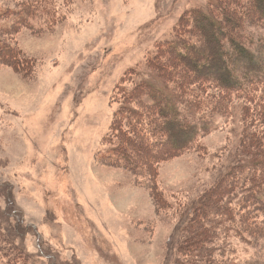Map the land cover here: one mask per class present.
<instances>
[{"label":"rangeland","instance_id":"374dc122","mask_svg":"<svg viewBox=\"0 0 264 264\" xmlns=\"http://www.w3.org/2000/svg\"><path fill=\"white\" fill-rule=\"evenodd\" d=\"M30 1L0 0V7L23 10ZM212 1L48 0L50 17L40 16L48 22L0 23V248L7 254L22 255L15 245L29 264H206L179 227L190 207L235 177L244 104L219 115L220 128L181 156L158 155L135 134H121L142 158L141 173L105 155L128 125L121 85L175 38L184 17ZM241 3L242 13L238 5L230 11L245 16L251 4ZM256 15L237 34L260 46L264 21ZM11 48L22 56L14 60ZM9 198L33 231L12 236L20 220L7 215ZM260 236L220 235V264L264 263V229Z\"/></svg>","mask_w":264,"mask_h":264},{"label":"trees","instance_id":"16d2710c","mask_svg":"<svg viewBox=\"0 0 264 264\" xmlns=\"http://www.w3.org/2000/svg\"><path fill=\"white\" fill-rule=\"evenodd\" d=\"M47 1L22 3L23 10L0 7V23L15 28L35 18L48 22L40 17L47 13L50 17L45 8ZM241 1L213 0L208 10H196L184 17L175 38L160 45L145 70L133 71L117 94L123 104H128L121 115L128 125L116 132L115 138L135 134V139L150 145L151 152L159 149L158 155L168 152L181 156L194 152L203 138L220 128L219 115L227 118L238 101L244 104L243 113L240 112L245 122L241 159L232 168L235 177L229 183L218 184L220 189L212 197L190 207L179 227V235L186 236L194 252H202L206 264L221 263L222 249L217 242L220 235L231 229L241 237L252 231L261 238L264 229L260 222L264 219V40L260 46L254 45L255 39L248 43L237 34L238 30L246 29L245 19L251 27L256 13L264 21V0H248L251 8L245 16L239 14L243 12ZM232 5H238L239 13L230 11ZM234 26L239 29L235 30ZM11 53L14 60L22 56L18 48H11ZM211 91L217 92L215 100ZM121 141L105 157L140 172L137 161L142 158ZM160 144L163 146L158 148ZM161 195L160 191L155 194L158 205L163 201ZM9 202L8 217L20 220L15 200L9 198ZM33 230L20 220L11 233L25 235ZM209 241L213 249L208 246ZM12 250L22 255L7 254V250L0 248V254L4 255L0 264H29L22 248L14 245Z\"/></svg>","mask_w":264,"mask_h":264}]
</instances>
